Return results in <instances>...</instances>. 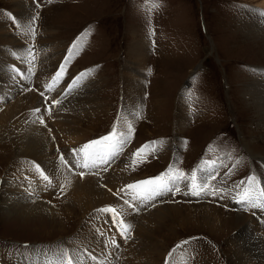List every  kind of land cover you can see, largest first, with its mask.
<instances>
[{
    "label": "rangeland",
    "instance_id": "obj_1",
    "mask_svg": "<svg viewBox=\"0 0 264 264\" xmlns=\"http://www.w3.org/2000/svg\"><path fill=\"white\" fill-rule=\"evenodd\" d=\"M32 1L29 2L33 11L31 17L38 15L33 25L35 34L30 33L35 59L31 58L30 49L27 57H20L22 63L29 59L27 73L22 74L21 68L10 63L16 60L13 42L0 38V51L3 50L7 58L6 67L1 68L0 115L19 96L16 79L25 86V91L35 93L48 104L47 115L36 125L49 131L54 155L59 159L63 153L69 161L72 158L67 155L72 150L108 135L114 126L118 132L124 130L122 122L127 132L130 124L132 137L122 155L91 175L108 173L111 166L121 162L125 180L112 192L123 201L136 194L138 197L139 193L129 190L128 195H124L118 190L157 177L170 167L183 171L186 176L196 170L198 180L201 169L213 173L209 185L223 189L222 195L203 198L185 195L181 184L180 193L160 196L139 205L137 218L160 206L204 208L206 205L231 218L241 215L255 220L260 226L258 237L262 242L255 247L245 243L241 250L246 255L245 264H264V211H245L232 199L236 185L246 187L242 182L252 176L256 178V186L264 189V102L263 107L257 109L256 98L251 94L255 82H264V46L260 43L264 35L256 32L260 20H264L259 16L264 12L260 2L161 0L159 9L153 11L151 0H52L51 3L40 0L39 8ZM13 9L10 0H0V29L8 31L10 41H19L25 32L13 22V18L17 20ZM137 41L147 50L134 55L130 51ZM74 43L77 48L66 65V73L54 90L48 91L45 87L53 77L43 82L36 76L43 52L57 49L62 58L57 72ZM32 65L36 66L33 71ZM89 70L93 72L87 79L77 84L72 82ZM126 83L140 86L137 94ZM78 85L83 89H79L80 97L74 100L79 102L85 97L89 102L74 107L75 102L70 98L75 96ZM56 99L61 103L54 104ZM24 115L30 116L27 112ZM65 119L67 125L74 124L71 127L76 129L77 145L68 143L65 138L69 134L60 131ZM15 120L9 119V128ZM153 141L162 143L152 145ZM144 145L149 146L146 153L155 151L132 171V154ZM0 148H5L0 152L9 153V162L2 164L3 158L0 159V264H55V260L62 261L64 252L72 258L73 264H83L86 260L91 264H124L131 249L148 242L162 246V252L166 253L162 262L154 264H237L229 244L242 237L239 233L246 223L233 224L211 235L202 224L183 220L169 224L161 234L157 233L158 237L154 233L147 241L134 237L136 220L130 238L125 241L119 226H110L111 214L106 220L104 214L94 211L87 218H96L97 224L92 226L91 223L92 227L106 229L109 234L118 228L113 233L118 237V247L114 246L111 258H97L91 248L85 249L78 244L75 233L83 221L81 216H70L62 224L50 222L49 216L67 209L66 195L55 183L51 187L43 184L37 170V166L41 168L42 165L23 157L11 159L8 143ZM13 166L26 168L32 184L28 179L22 182L17 172L16 176H9ZM64 169L67 171L68 167ZM69 172L81 177L75 168ZM14 178L20 179V186L25 183L26 186L13 185ZM27 188L31 190L23 195ZM32 192L37 193L35 198ZM137 202L139 204L138 199ZM193 220L199 222V219ZM102 239H107L106 232Z\"/></svg>",
    "mask_w": 264,
    "mask_h": 264
},
{
    "label": "bare ground",
    "instance_id": "obj_2",
    "mask_svg": "<svg viewBox=\"0 0 264 264\" xmlns=\"http://www.w3.org/2000/svg\"><path fill=\"white\" fill-rule=\"evenodd\" d=\"M10 1L14 5L13 13L15 12L17 21L20 22V25L27 24L32 16L31 14L33 13V11H31V8L29 7L31 0H10ZM255 1H259L262 10H264V0H255ZM21 28L24 31V28L23 27ZM256 28H257L256 29L257 34L264 35V20H260L259 25ZM1 29H0V38L8 39V41L6 40V42H9V43L13 42L11 43V46H13L14 50H16L14 51V53L16 54L15 55L16 60L10 63H14L12 65H16L18 68H21V70L23 71H21L20 69L19 70L22 74L23 72L27 73L26 70L28 68L26 67H28L29 59H25L26 62L22 63V60L20 59V57L22 55H25V57H27L30 53L29 52V49H30L32 50L31 58L35 59V56H34L35 53L33 52L34 49L31 48L30 46V42L32 43V39H33L31 38L32 36L30 34L31 32L25 33L23 39L19 40L20 41L19 42L17 40L10 41L9 36L7 37V35H9L8 31L2 30L1 32ZM260 43H263L262 46H264V38H261ZM145 50L147 49L146 47H144V44L137 41L134 43L130 52L136 55L138 53L145 52ZM61 60L62 58L59 57V53L57 49L53 50L52 48L48 50L46 53L43 52L41 61L39 63V69L36 71V76L39 78V80H42L44 82L46 78L54 77L56 70H57V65L61 62ZM5 65H7V58L2 50L0 51V77H2L1 68L2 66L6 67ZM35 67L36 66L32 65V71L36 69ZM49 67H52V68L49 69ZM23 80L25 79L23 78ZM68 80L69 79H67V81ZM14 82H15V86L18 87L19 89L18 90L19 96L16 98L15 102L12 105L6 107L3 113H1L0 115V146L2 147L4 144L6 145V143L9 144L11 148L9 151L11 153L10 158L15 157L19 159L18 157H23L25 159L26 158L28 159V160L26 159V161L30 160L35 163L41 164L42 167L40 169L43 170L45 174L49 175L51 179V185L53 186V184L55 183L57 188L63 189L66 195L65 197L64 196L63 197L65 199V203H67V209L64 210L63 213L61 214L54 213L53 216H49L50 222L56 223L57 221V224H62L63 222H66L70 216L71 218L72 217L80 218L81 216V219L83 218V221L80 220L81 222H80L79 228L77 232L75 233L78 236L77 237L78 244L84 247L85 249L87 247L91 248V250H93L95 254L97 255L96 256L97 258L99 257L105 260L110 259L111 251L114 248V245H112L111 241L113 239L115 240V243H117L118 241V237L115 234L113 235V233L112 234L107 233L108 231L106 229L101 230V229H96L92 227L97 224L96 218L94 219L92 218V220L87 219L88 216H90L89 214L90 212L93 213L94 211H97V209H101L106 206L117 207L123 213L122 218H124L126 221H130V224L132 225V227L134 224H136V220H137V226L135 227L134 237L140 238V239H147V241L149 240V237L153 236L154 233L158 237L159 235H157V233L161 234L163 230H165V227L168 226L169 224L180 223L181 221L183 222V220L187 221L190 224L193 222L202 224L204 227H207L209 229V233L211 235L212 233L213 234L219 233L220 231L224 230L225 227L232 226L233 224L235 225L238 224L239 226H241L246 223L241 233H239L240 236L242 237H240L239 240L236 239L235 243L229 244L230 252L233 253L232 255L233 257H235V261L237 262V264L246 263V260H245L246 255H243L242 250H241L242 246L245 243H249L250 246H254V247L259 246L261 244L262 241L258 237L259 235L258 232L261 230L258 228L260 226H258L257 221L246 219L244 217H241V215L237 217L235 216L236 218L234 217L231 218L227 216L226 214H224L225 212L223 211L221 212L220 210H217V208L215 209L210 206L208 207L206 205L203 206L204 208H196V207H191V208L181 207L180 208V206L179 207L160 206L156 209L151 208L150 213H145L144 215L141 214L142 216L140 218H137V216L139 215L136 212V210L133 211L132 209H130L123 202L124 200L120 201L119 199H117V197L112 192L114 191L115 188L117 189L118 187H120V185L123 183L122 181L125 180L124 177L126 174L123 172L124 166L121 164V162L119 161L116 162L114 166L110 167V169L108 170V173H105L101 176L91 175L92 172H96L95 171L96 169L93 170L89 176H84V177L75 176L74 174H71L68 170L66 171L64 169V166L61 165L58 159V156L54 155V152L52 149V141L50 140V137H49L50 135L49 131L47 130L44 131L42 130V128H40L39 126L37 127L36 125L39 123V119L47 115L46 106L48 104L46 105L45 104L46 102H43L42 101L43 99L42 100L40 99L41 97L38 98L35 93L33 92L29 93L28 91H25L26 90L25 86L22 83L20 84L19 82H17L16 79L14 80ZM263 83L264 82L262 81L255 82V84L253 85L254 89H252V92H251L252 97L256 98V101H254V104H257L256 107H259L257 108L259 110L261 107H263L261 105L263 104L262 102H264V88H263L264 84ZM126 85H128L129 88L132 87L135 93L137 92V90L140 89V86H137V85H130L129 83H126ZM0 88L2 89L1 86ZM79 89H83V88H80L78 85L77 92L74 91L75 96L73 94L74 98L71 97L70 98L71 100H74L77 97H80L78 96L80 92ZM86 101H88V99L85 97L84 99L79 100V102H77V100L76 101L74 100L75 102L74 107H76L77 104L83 106L89 102V101L88 102ZM36 109H39V111H36ZM25 112L29 113L30 116L28 115L22 116ZM9 119H12V120L16 119L15 124L10 128L8 127ZM64 121L67 123L68 120L66 119L63 120L60 124L61 130L59 129V127L58 129L60 131H63V133H66V135L69 134L65 138L68 143L77 145L78 138L75 137L76 135H74L76 129L71 127V125H74V124H70L69 122V125H67ZM32 124H35V126H31ZM121 126L123 127L124 130L126 129V124L124 122L121 123ZM2 149H5V148H0V151ZM8 154L9 153H6L5 150H3V152H0V159L3 158V160L1 161L2 164L9 160L7 159ZM67 156H69V154ZM76 170L78 172H85L84 171L85 169H76ZM25 171H26V168L23 169L18 166H13V168H11L10 170L9 176L11 175L16 176L15 173L17 172L19 176L20 175L22 176V178L20 177L22 182L23 180L26 181L28 179L29 184H32L31 183L32 179L29 178L30 176L29 177L27 176ZM27 173L29 174V171H27ZM13 181H14L13 185H16V184L19 185L20 179L14 178ZM41 181L46 186L47 182H45L42 179V177H41ZM29 184L27 183V185ZM13 185L11 186L14 187ZM22 185L26 186V183ZM51 185L47 184V186H50V187ZM29 186L31 187L32 185H29ZM111 187H112V190H111ZM31 189H33V187ZM31 189L30 188L24 189L23 195L28 194L27 192H29ZM36 194L37 193L33 194L34 198ZM135 203L137 204L138 202L135 201ZM107 215L108 214L103 215L105 216L104 218H106V220L108 219ZM198 216H202V218H199ZM193 219H199V222H196ZM91 223H92V226H91ZM111 223L114 226L116 225L114 221ZM105 232H106L107 239L103 240L102 238H104ZM133 242L134 241H132L131 244ZM128 246L130 245L127 244V247ZM162 250H163L162 246L160 245L156 246L154 243H150V242H148L144 246L136 245L133 248V250L131 249V251H129V253L127 254L128 257H127V260L125 261L126 263L124 264H154L156 261L162 262L166 254V253L164 254ZM134 254L135 256H133ZM31 259H33V256H31ZM57 261L55 260V264L61 263L60 260H57ZM88 263L91 264V262H88L87 260L85 261V263L83 262V264H88ZM33 264H35V262Z\"/></svg>",
    "mask_w": 264,
    "mask_h": 264
},
{
    "label": "snow or ice",
    "instance_id": "obj_3",
    "mask_svg": "<svg viewBox=\"0 0 264 264\" xmlns=\"http://www.w3.org/2000/svg\"><path fill=\"white\" fill-rule=\"evenodd\" d=\"M49 3L52 0H48ZM36 7L39 8L40 0H34ZM161 0H151L150 7L153 11H157L159 9ZM244 10V9H242ZM259 16L264 17V12H260ZM38 19L37 16H33L30 18L27 24L20 25V22L13 18V22L22 26L24 28L25 33L31 32L33 35L35 34V29L33 27L35 21ZM77 48V45L74 43L67 53V58L60 65L58 71L54 75L52 82L46 85V89L48 91H53L54 87L58 85V83L62 80L63 75L66 73V65L68 64L71 57L74 55V50ZM255 71V70H254ZM93 70H89L88 72L81 73L77 77L73 78V83L77 84L78 82L87 79ZM73 91V89H69V92ZM43 95V93H41ZM47 99V98H46ZM54 104H60L61 100L56 99L53 101ZM39 111V109H36ZM43 123V120H41ZM133 129L129 124L127 126V132L124 130L117 131L114 126L112 131L101 138L95 139L86 143L77 149L72 150L69 155L72 157L71 161L67 159L65 154L60 153L59 161L65 167H68L69 171L75 169H85L87 172H80L79 175L83 177L85 174H90L92 170L100 169L101 166L109 165L114 162L116 159L122 155V151L124 147L130 142L132 137ZM152 145L162 142H151ZM149 147L148 145L141 146V148L137 149L135 153L132 154L133 158L131 160L132 171H136L137 167L140 166L146 159L147 155H151L154 153L155 149H153V153H146L145 149ZM59 152V150H58ZM137 157H143L141 159H137ZM239 163V161H237ZM37 170L39 175L42 177L44 181L47 182L48 185H51V179L49 175L45 174L43 170L37 166ZM107 171V168L103 169ZM201 175L199 176V180L197 178V171L193 170L190 176H186L185 173L179 169L169 168L165 173L157 177H152L148 179H144L141 181H137L132 184H128L125 188L118 190L119 192H123L124 195H128V191L132 190L133 192H138L139 196L133 195L131 199H125L124 203L133 211L137 210L139 205H143L147 202L155 200L157 197L164 196L167 194H177L181 192V184L184 186V194L191 195L194 197L203 198L204 196H218L222 195L223 189L215 186L209 185V181L214 178L213 173L205 172V170H199ZM98 174V173H97ZM246 187H241V185H236V194L232 197L235 203L241 205V207L247 211L249 209H260L264 211V189L257 187V181L255 176L250 177L246 182ZM115 193V194H118ZM122 198V197H121ZM139 200V204H136L135 201ZM97 211L101 214H111L113 221L119 226V232L121 237L127 241L131 236L132 225L127 223L125 219H123V213L114 206H106L101 209H97ZM112 245L117 246L115 240L111 241ZM27 249V245L24 246ZM179 247V245L177 246ZM171 255V253H170ZM95 259V257H92ZM61 264H73L72 258L67 255L66 252L63 254V258Z\"/></svg>",
    "mask_w": 264,
    "mask_h": 264
}]
</instances>
